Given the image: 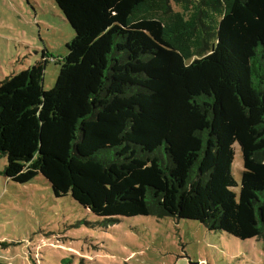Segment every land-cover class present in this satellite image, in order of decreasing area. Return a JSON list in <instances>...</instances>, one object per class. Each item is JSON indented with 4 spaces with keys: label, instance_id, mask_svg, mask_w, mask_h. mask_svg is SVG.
<instances>
[{
    "label": "trees",
    "instance_id": "16d2710c",
    "mask_svg": "<svg viewBox=\"0 0 264 264\" xmlns=\"http://www.w3.org/2000/svg\"><path fill=\"white\" fill-rule=\"evenodd\" d=\"M54 1L75 32L54 87L42 62L0 82L6 178L264 241V0Z\"/></svg>",
    "mask_w": 264,
    "mask_h": 264
},
{
    "label": "rangeland",
    "instance_id": "374dc122",
    "mask_svg": "<svg viewBox=\"0 0 264 264\" xmlns=\"http://www.w3.org/2000/svg\"><path fill=\"white\" fill-rule=\"evenodd\" d=\"M75 32L54 0H0V82L48 63L45 91L57 80V60ZM0 156V261L6 264H264V241L211 232L197 221L138 216L107 223L70 195L56 198L38 176L6 178ZM243 156L233 174L240 190Z\"/></svg>",
    "mask_w": 264,
    "mask_h": 264
},
{
    "label": "crops",
    "instance_id": "0c3cea01",
    "mask_svg": "<svg viewBox=\"0 0 264 264\" xmlns=\"http://www.w3.org/2000/svg\"><path fill=\"white\" fill-rule=\"evenodd\" d=\"M41 63V62H40Z\"/></svg>",
    "mask_w": 264,
    "mask_h": 264
}]
</instances>
